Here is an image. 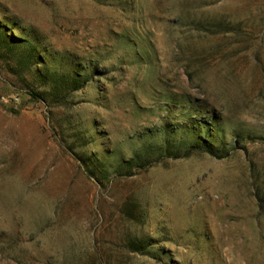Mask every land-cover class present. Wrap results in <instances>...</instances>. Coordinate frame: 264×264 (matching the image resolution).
Instances as JSON below:
<instances>
[{"label": "rangeland", "instance_id": "374dc122", "mask_svg": "<svg viewBox=\"0 0 264 264\" xmlns=\"http://www.w3.org/2000/svg\"><path fill=\"white\" fill-rule=\"evenodd\" d=\"M0 264H264V0H0Z\"/></svg>", "mask_w": 264, "mask_h": 264}, {"label": "trees", "instance_id": "16d2710c", "mask_svg": "<svg viewBox=\"0 0 264 264\" xmlns=\"http://www.w3.org/2000/svg\"><path fill=\"white\" fill-rule=\"evenodd\" d=\"M9 39H11L12 41H11V40H10L9 42L7 41V42H8L7 44H8V45L10 44L11 46H15V44H17L16 42H14V40H15V41H19V39L14 38L13 36L10 37ZM194 147H195V146H191V147L188 149V151H187L188 153H187V154H189V153L191 152V150L194 149ZM207 150H209V152H211V153H213V154L215 153V151L212 150V149H207Z\"/></svg>", "mask_w": 264, "mask_h": 264}, {"label": "built area", "instance_id": "2783aa9c", "mask_svg": "<svg viewBox=\"0 0 264 264\" xmlns=\"http://www.w3.org/2000/svg\"><path fill=\"white\" fill-rule=\"evenodd\" d=\"M16 99H17V97H16Z\"/></svg>", "mask_w": 264, "mask_h": 264}]
</instances>
